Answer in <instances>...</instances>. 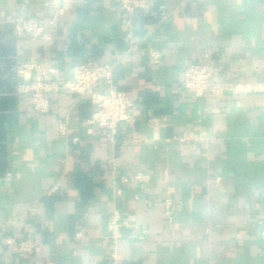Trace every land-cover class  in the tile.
Segmentation results:
<instances>
[{
  "label": "crops",
  "instance_id": "1",
  "mask_svg": "<svg viewBox=\"0 0 264 264\" xmlns=\"http://www.w3.org/2000/svg\"><path fill=\"white\" fill-rule=\"evenodd\" d=\"M47 1L0 0V264H108L114 208L132 217L119 264H264V0H153L129 22L115 0ZM15 17L44 30L18 35ZM151 47L163 54L157 66L147 62ZM206 53L231 86L228 98L183 91L184 68ZM31 61L60 84L77 63L113 64L112 87L137 98L135 121L119 124L115 143L89 133L92 91L51 92L39 113L31 93L18 92ZM55 119L68 122V138ZM113 154L119 174L145 171L149 182H118L123 192L113 196ZM7 236L38 249L14 256Z\"/></svg>",
  "mask_w": 264,
  "mask_h": 264
},
{
  "label": "built area",
  "instance_id": "2",
  "mask_svg": "<svg viewBox=\"0 0 264 264\" xmlns=\"http://www.w3.org/2000/svg\"><path fill=\"white\" fill-rule=\"evenodd\" d=\"M55 3H65V0H51ZM51 1L45 4L49 5ZM128 15L127 22L130 21V16L137 10L147 9L153 0H115ZM161 14L165 16V7L160 5ZM64 9H60L63 12ZM15 27V32L18 35L23 33L39 36L44 26L36 19H24L15 17L12 20ZM162 52L156 48H149L147 51V62L151 66H157L161 63ZM212 53H206L203 62L192 63L186 66L182 73V87L186 94L192 98H212L222 99L228 98V90L231 86L226 83L223 76L210 62ZM35 70L37 73L36 79L30 81L29 71ZM23 75L22 80L18 85L19 93H31V102L33 107L39 113H47L50 109V99L48 94L54 91L69 90L78 95H84L92 91V102L97 105V110L93 113L88 123L91 127L89 133H94L105 137L112 143L116 142L119 124L133 123L135 121L134 111L136 108V96L130 95L126 91L115 89L113 85L114 65L110 63L97 64L92 61L80 62L72 68V78L62 84L56 80L49 79L42 67L34 62L25 63L20 69ZM101 84H106L109 89L106 91L97 90ZM58 124V130L62 137L68 138L69 128L68 122L65 119H55ZM179 140H184L185 137H175ZM76 140V138H74ZM119 157L112 155L111 171L112 176L108 180L107 185L111 189L113 196H119L123 190L118 185V182L125 184L130 180H136L142 185L148 183L151 176L148 172L141 171L132 176L118 173ZM59 185L55 184L46 191L47 195H51L59 190ZM139 200L138 195L135 196ZM145 202L150 205L151 201L145 199ZM164 215L165 222L173 221L172 210L174 207V199L166 197L164 199ZM35 208L30 207L29 211L34 212ZM132 226L131 215L123 214L118 208H114L107 221V240L112 249V260L108 264H119L116 259V247L118 242L125 235V231ZM147 229H142L136 232L133 236L137 239H143ZM4 230H0V237L3 236ZM81 237V233L76 234ZM264 239V229L261 232ZM6 250L14 256L25 258L33 252L37 251L38 244L32 239H18L14 236H7L4 239Z\"/></svg>",
  "mask_w": 264,
  "mask_h": 264
}]
</instances>
